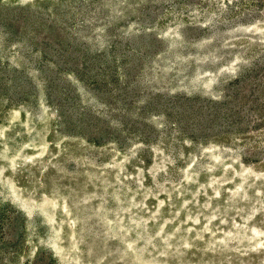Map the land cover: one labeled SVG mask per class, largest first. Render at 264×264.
Wrapping results in <instances>:
<instances>
[{
    "label": "rangeland",
    "instance_id": "374dc122",
    "mask_svg": "<svg viewBox=\"0 0 264 264\" xmlns=\"http://www.w3.org/2000/svg\"><path fill=\"white\" fill-rule=\"evenodd\" d=\"M0 264H264V0H0Z\"/></svg>",
    "mask_w": 264,
    "mask_h": 264
}]
</instances>
